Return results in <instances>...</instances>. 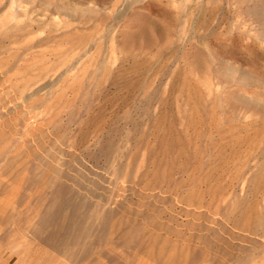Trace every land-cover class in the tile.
<instances>
[{
  "label": "rangeland",
  "instance_id": "rangeland-1",
  "mask_svg": "<svg viewBox=\"0 0 264 264\" xmlns=\"http://www.w3.org/2000/svg\"><path fill=\"white\" fill-rule=\"evenodd\" d=\"M0 264H264V0H0Z\"/></svg>",
  "mask_w": 264,
  "mask_h": 264
}]
</instances>
